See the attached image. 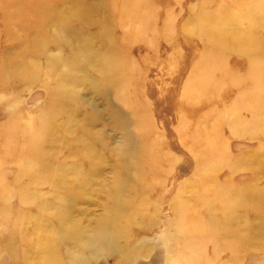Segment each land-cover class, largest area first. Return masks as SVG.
I'll use <instances>...</instances> for the list:
<instances>
[{
  "label": "rangeland",
  "instance_id": "374dc122",
  "mask_svg": "<svg viewBox=\"0 0 264 264\" xmlns=\"http://www.w3.org/2000/svg\"><path fill=\"white\" fill-rule=\"evenodd\" d=\"M96 231L80 264H264V0H0V264Z\"/></svg>",
  "mask_w": 264,
  "mask_h": 264
},
{
  "label": "water",
  "instance_id": "95a60500",
  "mask_svg": "<svg viewBox=\"0 0 264 264\" xmlns=\"http://www.w3.org/2000/svg\"><path fill=\"white\" fill-rule=\"evenodd\" d=\"M121 191H123V186H121ZM118 195H119V192H118ZM118 195L113 205L120 206L121 203L119 201ZM96 234H97V231L95 232V235L93 237L92 236H90L89 238L87 237L88 241H87L86 247L85 249L82 250L83 256L81 254H77V252H75L74 250V252L70 253L68 259L71 260L73 263L80 264L79 262L82 261L83 258H84V261H89V260L96 258L99 255L106 254L108 250H105L106 251L105 252L103 247L107 249L113 248V247L116 248L117 243H115L111 237L103 236V235H100L98 237Z\"/></svg>",
  "mask_w": 264,
  "mask_h": 264
},
{
  "label": "bare ground",
  "instance_id": "6f19581e",
  "mask_svg": "<svg viewBox=\"0 0 264 264\" xmlns=\"http://www.w3.org/2000/svg\"><path fill=\"white\" fill-rule=\"evenodd\" d=\"M252 46H254V45H252ZM249 76L253 77L256 81H260L261 73H260V71H257V68L256 69H251V71L249 72ZM248 98H250V97L247 96V99ZM212 195H214L216 197L219 196L220 199H221L222 192L214 189ZM222 208L226 209V211L232 210L225 203L222 204ZM191 223L196 227L197 224H198V221L197 220H191ZM230 232L232 233V235H230L229 237L226 235V239H224V240L222 239V240L225 241L226 244H229V246H233V242H234V238H235L234 234L236 233V231L230 230ZM186 233L188 235H190L191 237H194L195 230L194 231L190 230V231H188ZM200 234L203 236V232H200ZM199 251H200V247L196 246L193 243H187L178 251V253L176 255V259H177L178 263H180V264L182 262L184 264H189V262H190L189 259H194L198 255Z\"/></svg>",
  "mask_w": 264,
  "mask_h": 264
}]
</instances>
